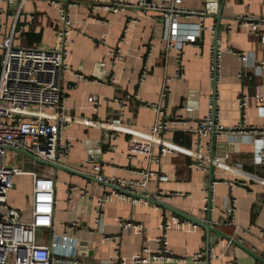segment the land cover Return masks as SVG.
I'll list each match as a JSON object with an SVG mask.
<instances>
[{"label":"crops","instance_id":"obj_1","mask_svg":"<svg viewBox=\"0 0 264 264\" xmlns=\"http://www.w3.org/2000/svg\"><path fill=\"white\" fill-rule=\"evenodd\" d=\"M121 1L136 3L137 0ZM205 2L184 0L187 8L197 10L204 8ZM218 2L219 9L221 0ZM18 3L0 2L5 23L0 29V41L4 35L13 33L16 44L54 46L61 27L57 3L26 0L16 18L13 14ZM67 3L72 31L68 35L69 69L63 74L62 89L66 95L65 114L74 119L62 134V142L73 145L62 163L68 170L26 165L29 170L50 172L55 178V233L68 234L76 240L78 258L83 264H111L116 254L110 237L118 236V255L127 258L125 264H132L133 254L143 248H156V239L163 234L162 217L173 212L147 200H134L137 197L130 194L156 196L162 192L159 201L195 217H206L204 190L209 187V166L206 169L191 166L193 157L182 152L165 155L160 164L141 155L130 157L127 152L130 135L112 132L109 137L105 129L89 125L88 121L120 119L123 102L122 123L148 132L159 114L145 104L156 103L163 110L162 115L172 121L165 134L167 140L210 155L212 133L199 135L196 129L199 120L210 112L213 94L210 55L217 46L221 55L217 121L226 130L216 133L213 153L216 157L228 155L227 161L236 165L238 171L213 168L212 177L217 182L212 190L211 222L264 258V164L257 158L264 140L253 133L228 132L244 119L249 126H264V105L256 97L257 86H262L264 92V67L260 66L264 61V43L260 34L244 24L246 17L255 21L264 17V0H225L217 40L215 31L211 30L217 18L212 13L205 16L200 44L185 45L184 74L170 84L166 99L161 97L163 82L167 75L176 73L177 61L175 51L166 48L158 14L133 5L118 12L109 11L103 6L104 0H67ZM131 20L136 21L129 24ZM127 25L129 30L121 40ZM260 29L264 32V23ZM117 46L122 50L123 60L114 65L109 52ZM240 54L247 59L243 60ZM100 62L104 65H99ZM91 96L99 97L98 108L89 100ZM240 96L248 102L244 118L238 101ZM175 115L182 120H177ZM91 154L94 158L89 162ZM147 171L155 175L148 178L146 186L136 187V192L129 193V198L113 196L99 204L98 198L114 189L108 185L112 184L111 179L143 182ZM161 173L169 174L170 179L160 181ZM238 180L245 181L246 185L231 189V183ZM13 184L9 204L25 210L32 201L33 177L17 174ZM233 204L236 208L233 225L220 224L224 212ZM123 222L141 223L145 229L138 233L125 227ZM73 223L76 225L69 230L68 226ZM50 234V230H40L39 243H48ZM167 237L175 258L153 264H198L194 255L208 248L207 232L200 226L173 227ZM209 242L210 264H263L215 232L210 233Z\"/></svg>","mask_w":264,"mask_h":264},{"label":"built area","instance_id":"obj_2","mask_svg":"<svg viewBox=\"0 0 264 264\" xmlns=\"http://www.w3.org/2000/svg\"><path fill=\"white\" fill-rule=\"evenodd\" d=\"M13 3L18 1V6L13 14L16 18L21 13L26 0H0V2ZM57 3L60 11L61 27L57 35L54 46L45 47L28 45L14 42V34L4 35L0 41V264H83L78 258L77 242L68 234L57 235L54 231V209L56 201V181L52 173L40 171L39 169H27V164L37 166L35 160L26 154L18 151L25 150L33 154L38 159L52 163L62 164L69 156L72 148L70 142H62V134L74 121L73 118L65 114L64 100L65 93L62 89V79L65 71L69 69L67 59L70 55L68 46V35L72 31L71 20L67 7V0H48ZM137 6L139 8L155 12L160 16L159 23L162 28V36L166 41L168 51H175L177 70L174 75H167L163 82L161 97L166 99L170 94V84L177 77L183 76V55L184 47L189 43L200 44L203 31L205 29L204 18L212 8H218V0H206L204 8L189 9L185 6L184 0H137L136 3H126L121 0H104L103 6L109 11L118 12L126 6ZM4 10L0 9V29L4 23ZM92 18L100 20L92 16ZM245 25L251 26L252 30L261 35L264 43V32L260 27L264 23V17L255 21L250 17L244 18ZM133 21L131 20L129 24ZM128 24V25H129ZM126 26L121 40L129 30ZM215 26L211 28L214 32ZM13 29H17L14 24ZM102 42H105L103 39ZM114 65L123 60V53L120 47H114L109 52ZM243 60L247 57L240 54ZM220 51L217 46L211 51L209 74L211 80L217 83L221 76L220 72ZM101 66L104 65L100 62ZM264 67V61L260 64ZM143 71V75H144ZM243 78V74H240ZM114 80V79H113ZM256 97L264 105V92L262 86H257ZM217 100V90H213L210 96V112L199 120L196 131L199 135L212 133L215 126L216 133H222L226 129L216 120H213V102ZM90 101L96 103L98 108L99 97L91 96ZM240 107L243 110V118L246 117L245 110L248 107L246 97L238 98ZM158 111L159 117L151 130L148 132L139 131L128 127L122 123L125 104L121 102L120 119L108 121H88V124H96L106 130L110 137L114 134L124 133L130 135L127 152L130 157L138 155L150 162L160 164L165 155L169 153L182 152L193 157L191 166L197 165L202 169L213 164L214 167L227 171H238L237 166L227 161L228 155L224 157L211 158L198 149L184 148L165 138L172 122L165 118L163 110L156 103L145 104ZM191 109V108H190ZM177 120L182 117L175 115ZM180 120V121H181ZM237 131L248 132L260 135L264 140V126L258 128L249 126L245 122L239 123L236 127L228 129V132ZM199 141V147H201ZM156 148L158 151H156ZM11 151V153H10ZM26 155L29 159H19ZM9 158V162H6ZM91 156L87 161H93ZM257 158L264 164V146L258 153ZM15 164V165H14ZM14 165V166H13ZM53 168V167H52ZM97 169L99 166L96 167ZM17 174H30L33 177L32 201L25 210H19L9 204V194L13 189V178ZM146 176L143 182L129 181L123 178H113L110 182L118 187L125 188L129 193L136 192L135 188L146 186L148 178L155 175L153 171L144 173ZM160 181H168L170 175L161 173L158 175ZM104 179V178H103ZM264 182V178H262ZM217 181H212L208 189L204 190L205 212L208 202L213 197V186ZM246 185L245 181L238 180L231 183V189L237 186ZM75 189V188H73ZM113 196L128 197L116 189L98 198L99 204L110 200ZM146 196H149L146 194ZM160 199L162 192L156 196H149ZM143 201L142 198H134ZM234 200V199H233ZM100 214V212H98ZM236 208L233 204L229 207L219 221L226 226L233 225ZM76 223L68 226L73 229ZM125 227H129L142 233L144 225L141 223L123 222ZM173 227H185L186 229L197 228L196 223L171 213L170 216H163L161 229L163 234L156 239V248H143L131 256L132 264H153L155 262L173 260L175 256L169 245L167 232ZM50 230V240L48 243H39V231ZM115 254L111 264H125L127 258L118 255L120 250V240L118 236H111ZM229 244H232L229 241ZM212 253L210 248H206L196 255L194 261L198 264H210Z\"/></svg>","mask_w":264,"mask_h":264},{"label":"water","instance_id":"obj_3","mask_svg":"<svg viewBox=\"0 0 264 264\" xmlns=\"http://www.w3.org/2000/svg\"><path fill=\"white\" fill-rule=\"evenodd\" d=\"M149 2H151V0H148ZM224 3H225V0H221V5H220V8H212L209 13H212L216 16L217 18V23H216V28H215V38L216 40L218 39L219 37V26H220V22H221V19L223 18V7H224ZM213 90L216 91L217 90V83L214 82L213 84ZM216 115H217V100L214 99V102H213V120L215 122L216 120ZM216 132H215V126H213V131H212V152L210 154L211 158L214 157V153H213V150H214V143H215V140H216ZM24 154H26L27 156H29L30 158H32L33 160H35L37 163L39 164H42V165H46V166H49V167H53L55 170H59V169H66L68 170V168H65V166H63L62 164H59V163H52V162H49V161H44V160H41V159H38L37 157H35L33 154L25 151V150H18ZM213 164H210L209 165V175H210V182L209 184L211 185L212 184V181H213ZM111 187H113L114 189L118 190V191H121L122 193H125V194H129V192L125 189V188H121V187H118L114 184H109ZM134 197H137V198H142L144 200H147V201H150L158 206H161L163 208H166L168 210H171L173 213L181 216L182 218H185V219H188L194 223H196L197 225H199L200 227L204 228L207 232V242H208V249H209V236H210V233L211 232H215L217 234H219L223 239H226L228 241H230L233 245L239 247L241 250H243L244 252L252 255L254 258H256L257 260H259L260 262H262L264 264V258L261 257L259 254H257L256 252H254L253 250H251L250 248L246 247L245 245H243L241 242H239L238 240H236L235 238H232L231 236L225 234L222 230H220L219 228L215 227L214 225H212V222H211V209H212V204H211V199L210 201L208 202V206H207V211H206V217L205 218H198V217H195L189 213H186V212H183V211H180V210H177L175 208H173L172 206L164 203V202H161L159 201L157 198H153V197H149V196H146V195H142V194H130Z\"/></svg>","mask_w":264,"mask_h":264},{"label":"rangeland","instance_id":"obj_4","mask_svg":"<svg viewBox=\"0 0 264 264\" xmlns=\"http://www.w3.org/2000/svg\"><path fill=\"white\" fill-rule=\"evenodd\" d=\"M10 153H11V151H10ZM25 158H26V159H29V157H27L26 155H23V157H22V156L19 157V159H20L21 161H22L23 159H25ZM6 162H9V158H6ZM14 165H15V164H14ZM14 165H13V166H14ZM27 165H28V168L33 167L32 164H31V165L27 164ZM38 165H39L40 167L42 166V167H45V168H50L49 166H46V165H42V164H38ZM39 166H38V167H39Z\"/></svg>","mask_w":264,"mask_h":264}]
</instances>
